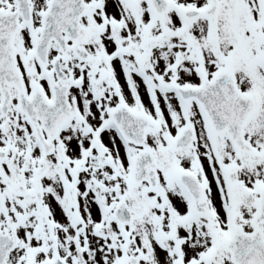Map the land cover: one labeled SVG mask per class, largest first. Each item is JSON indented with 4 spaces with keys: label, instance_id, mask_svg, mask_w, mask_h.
Wrapping results in <instances>:
<instances>
[{
    "label": "snow or ice",
    "instance_id": "6c2138e0",
    "mask_svg": "<svg viewBox=\"0 0 264 264\" xmlns=\"http://www.w3.org/2000/svg\"><path fill=\"white\" fill-rule=\"evenodd\" d=\"M0 264H264V0H0Z\"/></svg>",
    "mask_w": 264,
    "mask_h": 264
}]
</instances>
